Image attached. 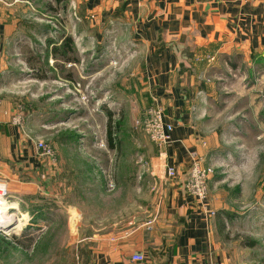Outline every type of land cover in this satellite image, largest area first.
<instances>
[{"label":"rangeland","instance_id":"rangeland-1","mask_svg":"<svg viewBox=\"0 0 264 264\" xmlns=\"http://www.w3.org/2000/svg\"><path fill=\"white\" fill-rule=\"evenodd\" d=\"M3 1L7 21L16 24L3 74L15 85L8 88L6 102L12 114L23 115L19 125L25 139L34 149L35 141L44 143L53 157H39L44 169L21 174L19 184L0 175L9 211L15 214L10 227L0 226V264H73L79 239L86 241L95 229L132 227L152 219L160 191L151 163L167 144L159 145L147 124L152 125L155 112L167 133L170 124L138 70L144 55L134 51L125 23L93 26L75 0ZM174 51L176 65L212 59L200 49L194 54L177 47ZM249 90L219 87L216 80L208 86L199 79L192 92L199 99L212 94L239 101L249 97ZM184 91L186 87L181 92L185 100ZM252 97V110L260 113L264 88ZM191 105L199 114L207 113L196 102L184 101L180 108L188 111ZM229 105L226 110L212 105L213 121L204 122L214 129L208 133L210 156L203 159L210 170L208 193L223 214L227 248L240 253L244 264H264V136L225 134L226 117L234 108ZM108 112L111 126L120 125L112 134L121 142L119 151L108 145ZM237 145L243 152L234 153ZM248 241L255 244L246 247Z\"/></svg>","mask_w":264,"mask_h":264},{"label":"crops","instance_id":"crops-1","mask_svg":"<svg viewBox=\"0 0 264 264\" xmlns=\"http://www.w3.org/2000/svg\"><path fill=\"white\" fill-rule=\"evenodd\" d=\"M2 2L0 0V175L19 184L21 174L31 175L40 166L44 169L45 164L29 139H25L22 125L11 122L13 112L6 99H9L8 88L15 84L3 74L8 66L7 55L10 59V36L16 31V24L7 21ZM75 2L92 25L125 23L131 30L129 36L135 41L134 51L139 56L144 55L143 65H139L138 70L148 88L153 89L152 99L161 105L164 120L170 124V142L151 163V168L158 172L154 183L157 182L160 191L150 211L152 219L132 227L95 229L86 241L79 239L80 247L73 264L246 263L240 253H232L227 248L225 221L219 208L215 210L210 193L206 199L199 200L186 192L185 183L192 163L200 160L205 165L203 159L210 156L213 141L208 133L214 129H209L210 125L204 122L213 121L212 105L225 110L231 103L234 106L222 129L225 134L260 137L259 140L264 136V106L260 113L256 107L252 110L256 103L252 94L264 88V0ZM174 47L193 54L200 49L212 59L207 64L176 65ZM199 79L208 86L216 80L219 87H248L249 97L237 101L236 96L207 94L199 99L192 92ZM185 87L188 96L184 100L181 92ZM184 101L189 105L196 102L200 109L202 104L207 113L199 114L192 105L185 111L180 108ZM239 145L235 146L234 153L242 150ZM168 167L176 170L174 178L167 176ZM85 244L89 245L87 250L82 248ZM135 255H141L143 260H133Z\"/></svg>","mask_w":264,"mask_h":264},{"label":"built area","instance_id":"built-area-1","mask_svg":"<svg viewBox=\"0 0 264 264\" xmlns=\"http://www.w3.org/2000/svg\"><path fill=\"white\" fill-rule=\"evenodd\" d=\"M152 118L155 117V120H151L153 123L150 126L147 124L148 129L152 132V135L158 140L159 145H166L170 142V136L166 132L164 125L161 123V114L158 112L152 113ZM23 115L21 113H14L11 116V122L14 125H19L23 120ZM150 127V128H149ZM36 151L39 157H53V154L49 147L44 143L35 141ZM209 169L200 163L199 160H195L189 171L188 177L185 183V190L188 194L196 197L199 200L206 199L208 193V174ZM167 176L174 178L176 176V170L173 167H168ZM8 191L5 181L0 179V200L7 196ZM133 260L142 261L143 257L141 255L133 256Z\"/></svg>","mask_w":264,"mask_h":264},{"label":"trees","instance_id":"trees-1","mask_svg":"<svg viewBox=\"0 0 264 264\" xmlns=\"http://www.w3.org/2000/svg\"><path fill=\"white\" fill-rule=\"evenodd\" d=\"M63 1L64 0H55V2L57 4H60ZM62 8H65V7L62 6ZM68 41L71 42L70 39H68ZM67 45L70 47V43H67ZM69 49L70 48H68V50ZM64 52H65V49H64ZM64 52L62 51V54H64ZM41 66H43V65H41ZM39 77L42 78V79H44L45 78V75H41ZM111 121H112L111 120V113L108 112V121H107V124H106L108 145H109L110 148L116 149L117 151H119L121 142L120 141H115L116 139L112 138V134L119 131L118 130V126H120V125L117 123V124L114 125V127H112L113 125L111 126V123H112ZM11 207H12V205H11ZM254 244H255L254 241H248L246 246H253Z\"/></svg>","mask_w":264,"mask_h":264},{"label":"bare ground","instance_id":"bare-ground-1","mask_svg":"<svg viewBox=\"0 0 264 264\" xmlns=\"http://www.w3.org/2000/svg\"><path fill=\"white\" fill-rule=\"evenodd\" d=\"M12 209V207L8 204L5 198H2L0 200V226L3 227H10L11 226V219L15 217L14 212H10L9 210ZM7 219L9 221L7 222H1V220ZM17 222V221H16ZM11 229H8L10 231Z\"/></svg>","mask_w":264,"mask_h":264}]
</instances>
